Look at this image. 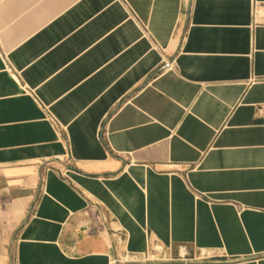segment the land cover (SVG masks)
I'll list each match as a JSON object with an SVG mask.
<instances>
[{"label": "crops", "instance_id": "0c3cea01", "mask_svg": "<svg viewBox=\"0 0 264 264\" xmlns=\"http://www.w3.org/2000/svg\"><path fill=\"white\" fill-rule=\"evenodd\" d=\"M0 264H264V0H0Z\"/></svg>", "mask_w": 264, "mask_h": 264}, {"label": "built area", "instance_id": "2783aa9c", "mask_svg": "<svg viewBox=\"0 0 264 264\" xmlns=\"http://www.w3.org/2000/svg\"><path fill=\"white\" fill-rule=\"evenodd\" d=\"M166 68H169V65L168 64H166Z\"/></svg>", "mask_w": 264, "mask_h": 264}]
</instances>
